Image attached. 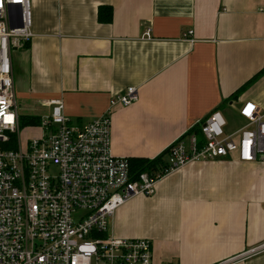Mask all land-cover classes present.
Segmentation results:
<instances>
[{
    "label": "crops",
    "instance_id": "crops-1",
    "mask_svg": "<svg viewBox=\"0 0 264 264\" xmlns=\"http://www.w3.org/2000/svg\"><path fill=\"white\" fill-rule=\"evenodd\" d=\"M30 14L33 37L11 60L33 136L51 100L81 126L129 86L135 101L111 107V153L129 159L158 156L215 108L241 125L242 102L264 113V0H30ZM110 231L149 239L154 263L264 264V251L236 258L264 242V161L181 166L119 206Z\"/></svg>",
    "mask_w": 264,
    "mask_h": 264
},
{
    "label": "built area",
    "instance_id": "built-area-1",
    "mask_svg": "<svg viewBox=\"0 0 264 264\" xmlns=\"http://www.w3.org/2000/svg\"><path fill=\"white\" fill-rule=\"evenodd\" d=\"M32 37L30 0H0V264H155L149 239L111 233L119 206L152 195L163 176L191 162L231 154L264 161V113L246 100L237 108L240 127L229 132L227 118L213 109L196 123L201 138L183 134L166 148L159 170L132 172L129 158L111 153V107L134 102L133 86L81 126L53 99L39 119L41 133L22 141L11 55ZM260 251L264 242L236 258Z\"/></svg>",
    "mask_w": 264,
    "mask_h": 264
},
{
    "label": "trees",
    "instance_id": "trees-1",
    "mask_svg": "<svg viewBox=\"0 0 264 264\" xmlns=\"http://www.w3.org/2000/svg\"><path fill=\"white\" fill-rule=\"evenodd\" d=\"M105 18H106V20H110L111 19V10L107 13V16ZM249 82H247L245 85H247ZM215 109H218V108H215ZM30 120L33 121L34 123L35 122H39V120H37L36 118H31ZM190 132L197 133V132H200V131H199L198 127L194 126L189 131H187L186 133L188 134ZM12 144H14V142H12ZM11 146H13V145H11ZM165 154H166V149L161 154H159L158 156H156V157H154L152 159H148V158H130L129 160H130L131 171L134 172V173L140 172V171H149V172L157 171L161 167H163V165H164Z\"/></svg>",
    "mask_w": 264,
    "mask_h": 264
},
{
    "label": "rangeland",
    "instance_id": "rangeland-1",
    "mask_svg": "<svg viewBox=\"0 0 264 264\" xmlns=\"http://www.w3.org/2000/svg\"><path fill=\"white\" fill-rule=\"evenodd\" d=\"M227 120H228V125L226 126V129L230 132L232 130H235L236 128H238L241 123H239V120L237 119L236 116L234 115H231V116H226ZM23 122L26 123L25 119L23 118ZM24 126H26L25 124H23ZM21 126V129H20V137H21V140L24 141L26 140L27 137H31L33 136V134L35 133H32V130H26L24 129V126ZM197 137L201 138V133L200 132H197ZM13 145L12 147L16 146V144H11ZM160 263V262H158ZM158 263H155V264H158Z\"/></svg>",
    "mask_w": 264,
    "mask_h": 264
}]
</instances>
